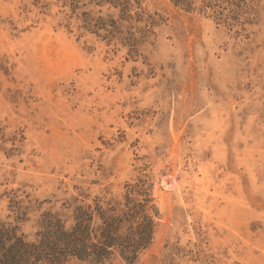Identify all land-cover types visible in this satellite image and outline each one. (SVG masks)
<instances>
[{
    "label": "rangeland",
    "instance_id": "1",
    "mask_svg": "<svg viewBox=\"0 0 264 264\" xmlns=\"http://www.w3.org/2000/svg\"><path fill=\"white\" fill-rule=\"evenodd\" d=\"M126 1L0 0V222L144 184L153 241L106 264H264V0Z\"/></svg>",
    "mask_w": 264,
    "mask_h": 264
},
{
    "label": "trees",
    "instance_id": "2",
    "mask_svg": "<svg viewBox=\"0 0 264 264\" xmlns=\"http://www.w3.org/2000/svg\"><path fill=\"white\" fill-rule=\"evenodd\" d=\"M212 1L204 0V6H214ZM173 2L193 9L192 0ZM115 3L127 10L126 0ZM132 193L143 199L132 197ZM125 198L123 208L119 203L107 207L99 202L94 207L79 205L70 225L58 215L47 213L35 240H29L18 225L0 222V264H68L75 259L106 264L117 255L135 262L153 241L154 209L144 184L131 186Z\"/></svg>",
    "mask_w": 264,
    "mask_h": 264
}]
</instances>
